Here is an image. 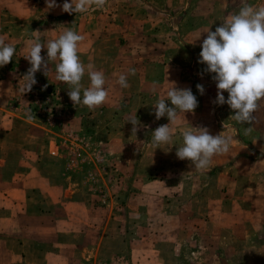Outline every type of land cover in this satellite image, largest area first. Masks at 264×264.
Here are the masks:
<instances>
[{
    "label": "rangeland",
    "instance_id": "374dc122",
    "mask_svg": "<svg viewBox=\"0 0 264 264\" xmlns=\"http://www.w3.org/2000/svg\"><path fill=\"white\" fill-rule=\"evenodd\" d=\"M245 3L264 7V0H106L70 15L47 10L45 0H0V37L16 48L0 67V264H264V99L245 136L249 125L232 120L227 104L213 103L214 74L198 63L208 29ZM134 13L141 17L128 18ZM65 27L83 36L82 62H89L95 31L113 40L114 31L130 40L147 31L149 39L128 46L125 56L144 74L152 66L153 82L138 83L145 92L136 100L90 109L73 105L71 86L56 80L57 60L24 93L32 31L46 42ZM173 81L197 97L198 107L184 114L190 126L239 132L240 142L206 169L176 156L182 113L169 124L172 142L151 143L155 126L169 123L156 119L154 107L168 99ZM135 115L140 128L133 134L128 121Z\"/></svg>",
    "mask_w": 264,
    "mask_h": 264
},
{
    "label": "clouds",
    "instance_id": "9594fccd",
    "mask_svg": "<svg viewBox=\"0 0 264 264\" xmlns=\"http://www.w3.org/2000/svg\"><path fill=\"white\" fill-rule=\"evenodd\" d=\"M106 0H64L58 5L56 0H45L46 9L61 7L68 14L86 12L90 7H103ZM35 38L28 40L27 56L31 67L22 76L24 93L30 92L37 83L35 74L42 71L47 74L50 61L55 65L56 80L71 87L68 96L73 105L83 104L88 108L101 106L108 98L105 87L106 78L102 71L94 65H85L79 56L78 48L83 36L71 28L65 27L55 39L44 41L39 30L32 31ZM46 50V57L41 55ZM16 53V48L0 37V67L9 64ZM198 63L205 65L204 71L212 75L217 94L213 101L216 105L227 104L233 111L230 116L237 123L249 125L243 134L252 133L253 113L258 108V101L264 99V7L243 4L238 13L220 24L215 31L208 29L206 38L201 44ZM87 72L89 86L82 83ZM135 74V69H129ZM117 83L127 88V76L120 74ZM167 100L159 99L154 107L157 120L166 117L169 121L152 132L151 143L155 149L159 145H167L173 140V130L169 124L175 122L182 113L186 127L182 132V146L176 148V156L180 160H188L196 169H206L211 165L212 158L229 151L233 143H239V136L212 135L207 127H192L184 119L185 113H193L198 107V100L191 88H179L176 83L168 82ZM197 92L203 95L204 85H196ZM224 92L228 93L227 99ZM28 118L32 116L29 114ZM128 123L132 133L139 131L140 122L136 115ZM159 182V181H157ZM162 183V182H161Z\"/></svg>",
    "mask_w": 264,
    "mask_h": 264
},
{
    "label": "crops",
    "instance_id": "0c3cea01",
    "mask_svg": "<svg viewBox=\"0 0 264 264\" xmlns=\"http://www.w3.org/2000/svg\"><path fill=\"white\" fill-rule=\"evenodd\" d=\"M140 17L141 16L137 13L128 15V18L130 19ZM120 25L123 24L120 23ZM120 25L118 24L117 26L119 27ZM101 32L102 33L100 34L99 31H95L96 36L92 37V46L89 49V62L84 61L83 63L85 65L92 64L94 65L96 70L102 71L104 73L106 78L105 87L108 91L107 100H136L145 92L138 89V83L146 84L153 82V76L151 74L152 71L150 72V68H152V66L145 65L144 68H146V71L144 74L142 66L136 65L134 61L128 59L125 56V53L128 46L138 47L142 42L143 36H145L146 40L149 39L148 35H146L147 31H134L137 34V38L132 40L125 37V33H122L123 31H114L116 33V37L114 38V40L111 38L112 34L109 33V31ZM121 38H124L125 41H122ZM92 56L96 57L97 59H92ZM129 69H135V74H130ZM120 74H124L127 76V82L129 85V88H127V90L123 88L121 90L120 85L117 83ZM82 83L85 87L89 86L87 72L83 78ZM106 111L107 108L104 110V112ZM132 127V125H129L128 129L132 131ZM158 127L159 126H155V128ZM141 128H144V130H154L153 125L147 124L142 125Z\"/></svg>",
    "mask_w": 264,
    "mask_h": 264
}]
</instances>
